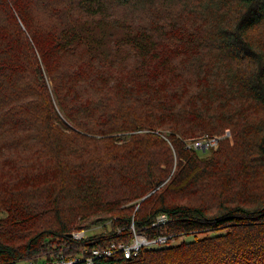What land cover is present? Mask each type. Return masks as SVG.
<instances>
[{"label":"trees","instance_id":"trees-1","mask_svg":"<svg viewBox=\"0 0 264 264\" xmlns=\"http://www.w3.org/2000/svg\"><path fill=\"white\" fill-rule=\"evenodd\" d=\"M226 128L253 151L235 174L234 153L209 162L185 142ZM144 129L113 144L120 152L70 164L63 156L78 155L79 141ZM36 144L46 168L60 170L4 195L0 208L20 204L0 218V264L112 243L122 250L95 264H264V186L256 198L221 187L213 211L175 198L219 173L229 188L236 174L260 171L264 184V0H0L1 159ZM48 206L55 227L30 229L27 220ZM161 214L168 220L154 225ZM96 224L100 233L71 235ZM139 236L147 243L126 256Z\"/></svg>","mask_w":264,"mask_h":264},{"label":"rangeland","instance_id":"rangeland-1","mask_svg":"<svg viewBox=\"0 0 264 264\" xmlns=\"http://www.w3.org/2000/svg\"><path fill=\"white\" fill-rule=\"evenodd\" d=\"M138 107H141L140 104L136 103ZM63 114V113H62ZM62 120L67 121L65 115L60 116ZM70 125V123H69ZM71 126V125H70ZM65 127V126H64ZM63 129L66 132H70L67 127ZM72 128H76L72 126ZM160 128V127H159ZM158 129L161 134H168L170 133L169 129ZM145 131L148 130H139V131H128V132H115L110 134L109 139L110 140H104V141H99L98 144H93L96 143L92 140L84 141V142H77L73 147H76V149L80 150V153L77 155V153H73L70 149L68 150L72 154L66 155L64 153V158L66 159L67 164H70V159H75L79 158L82 154H84L86 157H98L100 154L99 153H117L122 150H118L117 147H114L116 144H121L126 141H128L131 138V134L133 133H144ZM125 136L123 139L122 137ZM177 137H182L180 134L176 133ZM167 140L168 138L164 136ZM122 138V140H120ZM99 139V138H98ZM185 142L187 143V147H192L195 149H201L203 150V153L201 154L202 157L206 158L209 160V162H214L218 157H220V160L223 163L228 162V160L225 159L230 157L229 153H234L233 159L231 162L233 164L230 165L231 167V172L233 174L237 172L242 171L243 169L238 170V165L241 163V159L245 158L251 154H253L252 150H248L245 152L247 149V146L244 143V140L242 139L241 135L239 133L234 132L231 128H226L224 131V134L218 135V134H209V133H204L199 136H194V137H188L185 138ZM131 143V142H130ZM114 144V145H113ZM132 144V143H131ZM44 147L50 152V146L47 143L44 145ZM116 149L117 151H114ZM8 155L6 159H1V154H0V206H4L8 204V199L6 200V196H4L6 193L10 192L13 190H24L23 188H36L40 185L41 179L40 176L44 177V179H47L52 177L51 175L57 174L59 172L60 168L59 165H55L54 163L52 170H48L46 168L47 162V155L42 152L43 150L40 149V145L36 144L33 146V148L29 149L26 151V153H22L19 150H16L15 153L12 151V148H8ZM42 152V153H41ZM107 153V154H108ZM14 154V155H12ZM12 155V156H11ZM44 159L45 163L43 164L42 160ZM20 161V166L19 168L17 167V162ZM235 164V165H234ZM175 166L173 167L172 173H174ZM52 172H55V174H52ZM171 173V174H172ZM261 176H262V171H260ZM260 173H253L251 177L243 176L236 174L240 178V183L238 184L237 187L231 186L230 188L228 187V181L227 179H224V175L222 173H219L214 176H210L206 178L205 180L195 184L192 189H189L184 192L176 193V196L180 197H175L180 203H188V204H203L206 205L207 207L210 208V210H215V205L216 202L218 201L219 195L221 194L220 188L225 187V193L224 195H229L231 197H249L250 195L257 196L262 193L260 191L261 187L264 186L263 182H259V179L261 178ZM7 181L9 184L5 185L3 182ZM67 187H69L70 182L69 179L67 180ZM165 183V182H164ZM163 183V184H164ZM160 185V187L163 186ZM234 185V182H233ZM10 186V187H9ZM124 185H122V188ZM178 189L177 186L174 187V190ZM18 191L14 192V195L19 196ZM236 191V192H235ZM43 204L42 205H51L50 203L47 202L45 198L46 196L43 197ZM256 198V197H254ZM20 202V199L17 201ZM135 201L130 202L131 204L134 203ZM20 203H11V205H8L6 208L2 207L0 208V218L5 219L9 217L10 212L8 211V208L11 206L13 210V206H18ZM140 204L136 205V207H139ZM136 209V208H135ZM14 212V211H13ZM55 210L52 209L50 206H48L47 212L44 213L42 216L38 215H33L30 220H27V225L31 224L30 229L32 230H39L40 228H54L55 223H56V216H55ZM70 217L71 214H68ZM23 223V222H21ZM26 224L24 226H21L19 224L18 230V235L24 234L28 229H26ZM103 225L96 224V225H91L89 229H78L79 230H85L89 231L92 233H100L102 230ZM15 232V230H13ZM210 234V233H208ZM204 233L199 234L198 237H203ZM17 237L13 241L18 242ZM195 235L194 234H189L183 236L180 240L176 241V243L180 242L183 239L191 240L194 239ZM57 254V252H56ZM55 256V253L51 255V257ZM49 256L47 254L43 255V259L48 258ZM50 258V257H49Z\"/></svg>","mask_w":264,"mask_h":264},{"label":"built area","instance_id":"built-area-1","mask_svg":"<svg viewBox=\"0 0 264 264\" xmlns=\"http://www.w3.org/2000/svg\"><path fill=\"white\" fill-rule=\"evenodd\" d=\"M168 220V217L166 214H161L157 220L155 221V224L158 223H165ZM73 237L76 239H84L89 236V232L85 230H79V231H74ZM168 239V237H162L159 238L157 241L159 242H164ZM147 243V240L144 239L143 237L139 236L136 238L134 243L128 247H124L126 251V256H130L131 252H137L139 247L142 244ZM117 250H122V243L119 244L118 246L115 243H112L110 246L104 247V248H84L82 250V254L80 255H65L62 252H57L55 253V256L53 257H48V258H38V259H19L13 261L11 264H76L79 262H83L86 264H95L96 260L100 257L107 256L112 254L113 252Z\"/></svg>","mask_w":264,"mask_h":264},{"label":"water","instance_id":"water-1","mask_svg":"<svg viewBox=\"0 0 264 264\" xmlns=\"http://www.w3.org/2000/svg\"><path fill=\"white\" fill-rule=\"evenodd\" d=\"M71 235H73V234L71 233Z\"/></svg>","mask_w":264,"mask_h":264}]
</instances>
